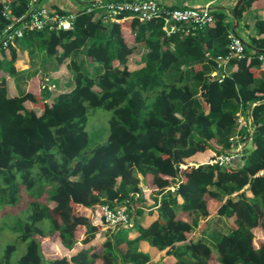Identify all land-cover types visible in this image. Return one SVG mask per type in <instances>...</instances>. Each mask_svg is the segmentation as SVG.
Segmentation results:
<instances>
[{
    "label": "trees",
    "instance_id": "obj_1",
    "mask_svg": "<svg viewBox=\"0 0 264 264\" xmlns=\"http://www.w3.org/2000/svg\"><path fill=\"white\" fill-rule=\"evenodd\" d=\"M252 6L264 8V0H243L238 22ZM27 7L28 0H0V32ZM213 15L212 24L193 34L165 36L161 19L107 24L94 12H80L70 30L26 31L0 49L10 76L22 41L54 56L58 69L69 59L73 76L72 87L51 103L41 74H30L26 91L14 96L0 77V205H14L20 187L29 191L42 180L41 194L50 190L46 201L53 203L35 200L18 225L25 251L17 264H169L151 262L137 248L140 240L171 256L172 264H264V240L253 232L258 227L264 234V60L258 52L264 49V19L255 20L244 54L230 57L218 78L211 75L216 57L227 54L228 35L236 30L222 8ZM135 46L145 51L130 69ZM81 53L99 72L76 61ZM88 106L112 115L106 142L83 159ZM248 113L251 131L238 122V114ZM248 141L250 148H242L236 164L184 162L206 150L229 153ZM140 179L159 196L156 216L146 227L136 223L143 212ZM212 201L219 202L217 216L231 219L229 230L212 243L202 237L187 241L196 219L178 218L177 210L205 218ZM105 204L133 207L131 228L138 236L131 239V228H118L105 233L100 251L90 246L65 255L77 241L93 240L100 226L87 211ZM44 220L48 232L38 225ZM55 242L64 254L50 248ZM14 250L7 244L0 264H11Z\"/></svg>",
    "mask_w": 264,
    "mask_h": 264
},
{
    "label": "built area",
    "instance_id": "obj_2",
    "mask_svg": "<svg viewBox=\"0 0 264 264\" xmlns=\"http://www.w3.org/2000/svg\"><path fill=\"white\" fill-rule=\"evenodd\" d=\"M70 2L79 5V7H73ZM211 3L204 6L182 5L174 7L165 5L158 0H67V2H57L53 6L44 3L43 0H28L27 11L24 15L10 19L6 13L10 22L0 32V49H6L10 44L15 43L17 39L23 37L26 31L70 30L76 15L80 12H94V18H100L107 24L132 18H137L140 21L161 19L162 31L165 36L176 33L193 34L214 22ZM228 37V52L225 56L218 55L216 57L217 69L211 73L212 76L218 78L226 72L228 59L233 56L241 57L245 51V42L239 35L231 32ZM259 59L264 60V54H260ZM43 87H46L44 83ZM246 118L251 124L250 113L247 114ZM242 120V115L238 114L239 125L246 126V123H240ZM236 148L232 152L216 156L209 162L219 166L231 163L233 159L240 156L242 143L238 144ZM134 197H137V194ZM100 210L103 224L107 228L116 230L118 228H131L133 225V207L128 210L125 205L109 206L105 204L100 207Z\"/></svg>",
    "mask_w": 264,
    "mask_h": 264
},
{
    "label": "rangeland",
    "instance_id": "obj_3",
    "mask_svg": "<svg viewBox=\"0 0 264 264\" xmlns=\"http://www.w3.org/2000/svg\"><path fill=\"white\" fill-rule=\"evenodd\" d=\"M49 0H43L44 3H47ZM67 2V0H66ZM144 47L135 46L134 51L128 57L127 65L130 69L136 67L137 64L141 61V55L144 53ZM76 61L85 62V68L89 69L90 72L97 73L101 69L98 66L90 65L84 60L83 54H79L76 57ZM69 63V59H65L62 65L58 69V63L54 56H48L42 50H40L39 46L36 45H28V43L22 41L18 45L17 57L14 62V67L16 68V72L13 76L9 75L8 70L5 68V61L2 60L0 56V75L3 73L5 77L9 78L15 83H19L16 91L21 92V87L26 82L28 76L32 73H38L44 76L43 83L47 87V91L49 95L47 96V102L51 103L55 97L64 91H68L73 85V76L69 73L67 69V64ZM180 69H185L186 64H180ZM28 106V104H26ZM37 113H40V109H35ZM112 112L105 110L103 108H94L88 106L87 108V122H86V131L88 133L89 142L87 147L82 151L81 157L85 159L89 156L91 150L96 146L103 144L106 142L109 135V127L108 120L111 117ZM243 117V122L246 123V128L248 131L252 130L251 124L248 123L247 118ZM244 146H248L250 148L249 141L244 143ZM242 144V148L244 147ZM241 148V149H242ZM237 149V148H236ZM235 149V150H236ZM234 150V149H233ZM56 153V150H53ZM57 157L60 158V155L57 154ZM203 161L212 160L216 155L211 150H206L205 153L202 154ZM237 158V157H236ZM33 171L36 173L38 171V166L35 165ZM45 181L42 180L38 183L32 190H25L23 187H20V193L18 195V199L14 205H0V256L3 254L4 248L7 244H14L15 250L11 255V264H17L18 259L25 251V243L21 242L18 239V225L20 222H24L27 214L30 212L33 207L34 201L36 200L39 204H45V201L48 197L50 190L46 189L41 194V185H44ZM52 191V189H51ZM247 195H250L249 192L246 191ZM50 206L53 205L52 202L46 201ZM148 202V201H147ZM149 203V202H148ZM219 202H211L210 203V215L207 217H197L190 216L189 220L192 222L196 219L195 233L194 238L202 237L207 242L212 243V241L218 238L220 235L226 233L230 228V220L224 217L217 216L215 214V210L218 207ZM204 223V227H202V231L198 229L200 223ZM38 225L42 226L45 232H48V222L44 220ZM47 225V226H46ZM112 229L107 228L104 230V233L111 231ZM200 232V233H199ZM256 237L264 240V234L260 228L256 227L253 229ZM56 247V246H55ZM78 244L76 243L73 248H77ZM150 256L152 259H157V252L154 250H150ZM214 258H212V262H214Z\"/></svg>",
    "mask_w": 264,
    "mask_h": 264
},
{
    "label": "crops",
    "instance_id": "obj_4",
    "mask_svg": "<svg viewBox=\"0 0 264 264\" xmlns=\"http://www.w3.org/2000/svg\"><path fill=\"white\" fill-rule=\"evenodd\" d=\"M66 0H49L47 2V4L49 5H53L57 2H65ZM161 3L165 4V5H170V6H174V7H179L182 5H189V6H204L206 4L211 3L210 7L212 9H216V8H222L226 15H227V19H232L233 22V17H232V11L233 8L237 2V0H158ZM71 3V2H70ZM73 7H79V5L73 4L71 3ZM257 18H262L264 19V8L261 9H257L254 6H252L250 9L246 10L243 15L242 18L240 19V21L237 24V27H234L233 24V28L236 30V34L239 35L243 41L246 43L248 42L249 36H253L254 35V22ZM18 51V50H17ZM5 77V75H3V73L0 75V77ZM6 78V84H7V92L9 96H14L17 95L18 92L16 91L15 87L19 85V83H15L12 80H9V78ZM18 84V85H17ZM16 87V88H17ZM21 92H25L27 89V80L26 82L23 84V87H21ZM204 152H197L196 154H194L193 156L186 158L184 160L185 164L188 165H192V166H196L198 164L201 163H206L209 162L210 160H201L202 159V154L205 153ZM238 161V159H234V163L236 164ZM241 163V162H240ZM139 188L141 191V203H142V209L143 212L140 216L136 217V223L146 227L156 216V203H158L159 201V196L155 197V195L151 194L149 188L145 185V183L143 182L142 179H140V183H139ZM248 192V191H247ZM149 203H148V202ZM180 198H178V202L180 203ZM88 216L90 217L91 221L93 224L95 225H99L100 226V230L95 234V237L93 238V240H91L89 243L87 244H82L80 241H77L76 243L78 244V247L72 248L71 250L65 252V255L70 256L75 254L77 251H79L82 248H87V247H94L95 251H100L102 249V242L105 239V233L104 230L107 229V227L102 223V218H101V210L99 207H96L94 210L87 211ZM192 216L189 213L183 212L181 210H177V217L181 218L187 222H191L189 220V217ZM203 222L200 223L198 229L200 230V232L202 231V227H203ZM199 232V233H200ZM194 233H195V229L192 233H190L187 237V241L188 240H195L198 238H194ZM138 236V232L131 228L128 232V237L129 238H135ZM75 243V244H76ZM56 246V247H55ZM137 248L143 252H147L150 256V250H154L155 252H157V259L154 260L152 259V257L150 256V261L151 262H167L169 264H172L173 262V258L171 256L168 255H163L162 251L157 250L155 247L151 246L147 241L145 240H140L137 242L136 244ZM52 250L57 251L59 254L62 255L63 251L61 250V248L59 247V245L55 242L52 244V246L50 247ZM64 254V253H63Z\"/></svg>",
    "mask_w": 264,
    "mask_h": 264
},
{
    "label": "water",
    "instance_id": "obj_5",
    "mask_svg": "<svg viewBox=\"0 0 264 264\" xmlns=\"http://www.w3.org/2000/svg\"><path fill=\"white\" fill-rule=\"evenodd\" d=\"M243 0H237L234 8H233V11H232V17H233V24H234V27H237V24H238V21H237V12H238V8L241 4ZM258 52L264 54V49L262 50H258Z\"/></svg>",
    "mask_w": 264,
    "mask_h": 264
}]
</instances>
